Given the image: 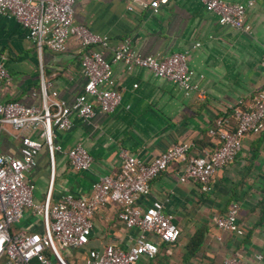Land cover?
Wrapping results in <instances>:
<instances>
[{
  "label": "crops",
  "instance_id": "obj_1",
  "mask_svg": "<svg viewBox=\"0 0 264 264\" xmlns=\"http://www.w3.org/2000/svg\"><path fill=\"white\" fill-rule=\"evenodd\" d=\"M153 1L75 0L73 22L107 37L108 45L102 50L106 59L125 37L141 56L186 51L195 89L184 95L174 83L154 77L146 69L126 70L120 62L112 64L111 79L121 96L118 106L108 114L95 108L88 120L72 115L68 129L54 130L52 140L60 150L50 161L46 149L41 148L25 174L32 184L42 183L39 194L33 191V199L42 202L50 184L52 202L65 193L87 197L98 176L117 172L120 149L144 161L172 143H188L187 155L210 151L216 140L207 130L218 125L231 129L230 108L248 106L264 82L260 66L264 0L246 11L248 32L219 25L216 15L205 11L198 0H167L159 3L155 12L151 10ZM81 52L70 35L62 51L42 48L37 53L24 29L14 19L0 15V61L10 77L9 82L0 84V103L15 100L25 106L41 105L42 79L48 98L69 105L85 81L79 67ZM77 142L92 158L88 170L74 171L68 165L65 151ZM18 148L19 135L4 126L0 152L17 156ZM183 166L184 162L170 164L150 181L149 194L139 199L142 207L160 201L179 235L175 242L165 244L146 234L157 252L152 257L141 255L135 264H221L229 256L239 257L245 264H264V127L243 135L240 150L214 173L206 192L197 183L178 180ZM232 202L238 206L241 234L221 231L213 222ZM116 212L117 207L108 203L93 213L84 246L87 250H99L106 243L120 249L132 244L139 231L125 228ZM36 219L20 230L39 231L40 218ZM84 247L78 258L70 260L72 264L84 256Z\"/></svg>",
  "mask_w": 264,
  "mask_h": 264
},
{
  "label": "built area",
  "instance_id": "obj_2",
  "mask_svg": "<svg viewBox=\"0 0 264 264\" xmlns=\"http://www.w3.org/2000/svg\"><path fill=\"white\" fill-rule=\"evenodd\" d=\"M74 1L0 0V15L14 19L24 29L26 39L37 53L42 48L62 51L66 38L73 36L82 51L79 67L85 78L81 91L69 105L48 98L42 79L41 105L25 106L15 100L0 103V131L8 126L19 135L17 156L0 152V264H72L61 257L58 250L82 249L92 228L93 213L108 203L117 207L118 221L127 229H137L139 234L126 249L110 243L99 250L88 249L76 264H135L141 255L154 256L157 246L146 234L154 236L160 243L170 244L176 241L179 230L172 222L171 215L164 212L160 201L152 200L146 207L139 204V199L149 194L150 181L170 164L184 162L178 180L197 183L199 189L206 192L214 173L231 162L240 150L243 135L258 133L264 127L263 82L248 106L230 108L234 121L231 129L218 125L207 130L208 135L216 140L215 147L210 151L187 155L188 143H172L144 161L120 149L117 172L98 176L91 183L87 197L65 193L58 201L52 202L50 184L43 201L34 203L33 184L25 174L34 166L35 157L43 146L50 161L54 152L60 150V146L52 140L54 130L68 129L72 115L88 120L94 115L95 108L108 114L118 106L121 96L111 79L112 64L120 62L126 70L146 69L154 77L174 83L184 95L195 89L191 82L192 71L186 62V51L163 57L141 56L131 47L129 38L125 37L112 48L110 58H104L102 50L108 45L107 37L73 22ZM166 1L154 0L151 10L155 12L157 5ZM198 1L205 11L216 15L219 25L248 32L250 27L245 21V13L259 0ZM260 66L264 70V46ZM9 80V74L0 61V84ZM51 96L54 97L55 93L51 92ZM65 155L72 170L85 171L90 168L92 158L80 143H74L65 151ZM237 210V204L230 203L224 214L213 218L216 228L241 234ZM24 213L40 218L39 231L14 229ZM221 264L245 263L239 257L229 256Z\"/></svg>",
  "mask_w": 264,
  "mask_h": 264
},
{
  "label": "rangeland",
  "instance_id": "obj_3",
  "mask_svg": "<svg viewBox=\"0 0 264 264\" xmlns=\"http://www.w3.org/2000/svg\"><path fill=\"white\" fill-rule=\"evenodd\" d=\"M42 148H45V147L43 146ZM40 183H41L40 181H34L33 182V191L35 192V194H39V192H41V184L42 183L41 184ZM36 200H37V198L35 197L33 199V202L37 203V204L41 203L40 200H37V201ZM36 218L37 217L30 216L29 213H24L20 222L14 226V229H16V230L22 229L28 221L35 223L37 221ZM86 248H87V246L84 247L85 250H87ZM58 251H59V254L61 255V257H63L68 262L73 257H77L79 255V252H80L79 250H75L73 248L59 249ZM80 257H81V255H80Z\"/></svg>",
  "mask_w": 264,
  "mask_h": 264
}]
</instances>
